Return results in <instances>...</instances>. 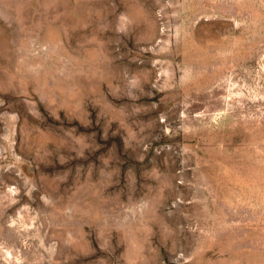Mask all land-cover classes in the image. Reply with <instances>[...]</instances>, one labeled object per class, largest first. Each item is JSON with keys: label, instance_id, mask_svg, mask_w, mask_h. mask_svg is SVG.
Here are the masks:
<instances>
[{"label": "rangeland", "instance_id": "obj_1", "mask_svg": "<svg viewBox=\"0 0 264 264\" xmlns=\"http://www.w3.org/2000/svg\"><path fill=\"white\" fill-rule=\"evenodd\" d=\"M0 264H264V0H0Z\"/></svg>", "mask_w": 264, "mask_h": 264}]
</instances>
